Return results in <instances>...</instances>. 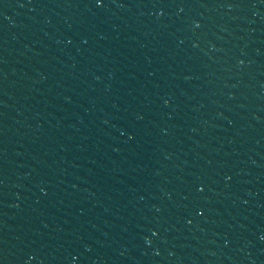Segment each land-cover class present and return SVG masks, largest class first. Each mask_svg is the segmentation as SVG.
<instances>
[{"label":"water","instance_id":"water-1","mask_svg":"<svg viewBox=\"0 0 264 264\" xmlns=\"http://www.w3.org/2000/svg\"><path fill=\"white\" fill-rule=\"evenodd\" d=\"M0 264H264V0H0Z\"/></svg>","mask_w":264,"mask_h":264},{"label":"snow or ice","instance_id":"snow-or-ice-1","mask_svg":"<svg viewBox=\"0 0 264 264\" xmlns=\"http://www.w3.org/2000/svg\"><path fill=\"white\" fill-rule=\"evenodd\" d=\"M97 4L98 6H102V0H97ZM201 191H203V189H201Z\"/></svg>","mask_w":264,"mask_h":264}]
</instances>
